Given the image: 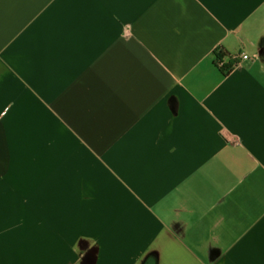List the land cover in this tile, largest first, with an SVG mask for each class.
Returning a JSON list of instances; mask_svg holds the SVG:
<instances>
[{
  "label": "crops",
  "instance_id": "0c3cea01",
  "mask_svg": "<svg viewBox=\"0 0 264 264\" xmlns=\"http://www.w3.org/2000/svg\"><path fill=\"white\" fill-rule=\"evenodd\" d=\"M53 1L0 0V264H139L164 229L264 264V0H80L59 42Z\"/></svg>",
  "mask_w": 264,
  "mask_h": 264
},
{
  "label": "rangeland",
  "instance_id": "374dc122",
  "mask_svg": "<svg viewBox=\"0 0 264 264\" xmlns=\"http://www.w3.org/2000/svg\"><path fill=\"white\" fill-rule=\"evenodd\" d=\"M88 12V8L86 6H83V3L80 0H54L51 4L46 7L45 12L43 14L44 16L49 17L52 23H48L41 28L42 36L44 34V30L46 29L44 37H52L58 34L59 42L60 38H64L65 31L67 30V28H70L71 26H74L77 22L81 21ZM206 217H204L203 221L195 225L196 228L192 232L193 235L200 236L204 233L206 235L209 233V229L206 228L205 230V226L207 223ZM256 218L257 215L252 214V219L255 220ZM237 233L238 231L236 230L230 232V235H232L234 239L237 236ZM256 252H259V249H256ZM249 255L250 257H255V255L251 252H249ZM233 260L234 258L232 259V261Z\"/></svg>",
  "mask_w": 264,
  "mask_h": 264
},
{
  "label": "flooded vegetation",
  "instance_id": "af4514ba",
  "mask_svg": "<svg viewBox=\"0 0 264 264\" xmlns=\"http://www.w3.org/2000/svg\"><path fill=\"white\" fill-rule=\"evenodd\" d=\"M173 233L174 232L171 231V229H168V230L164 229L163 231L153 236L151 239H153L154 243L158 240L161 241V248L160 247L158 248V246L155 247L154 244H153L154 246H151L152 243L150 242L148 250L146 249L140 255L139 264H195L193 261H189V260L175 261L169 258L172 252L171 250L173 248V245H171V239L173 238ZM213 244L214 243L211 242L207 246L208 247L207 248L208 257L211 260L215 258V252L210 253V249H212L211 246ZM214 249L217 250L218 248L214 247ZM232 254L233 253L230 250H225L224 252H222L221 256H219L218 258H215L216 260H214L210 264H230L233 259ZM86 262L88 261H85L84 263L87 264Z\"/></svg>",
  "mask_w": 264,
  "mask_h": 264
},
{
  "label": "built area",
  "instance_id": "2783aa9c",
  "mask_svg": "<svg viewBox=\"0 0 264 264\" xmlns=\"http://www.w3.org/2000/svg\"><path fill=\"white\" fill-rule=\"evenodd\" d=\"M216 59H217V63L220 65V67L223 69V71L225 73H228L230 71H232L234 68H236V66L239 63V60H248L250 58H252L249 54L247 53H241L239 55H231L230 56V63H226L224 61L223 55L220 54V50L216 49ZM220 54V55H219Z\"/></svg>",
  "mask_w": 264,
  "mask_h": 264
},
{
  "label": "water",
  "instance_id": "95a60500",
  "mask_svg": "<svg viewBox=\"0 0 264 264\" xmlns=\"http://www.w3.org/2000/svg\"><path fill=\"white\" fill-rule=\"evenodd\" d=\"M256 59L261 64V66H264V51H262L260 48L257 50ZM218 251L220 252V249Z\"/></svg>",
  "mask_w": 264,
  "mask_h": 264
}]
</instances>
